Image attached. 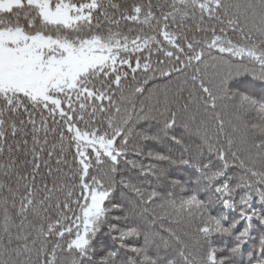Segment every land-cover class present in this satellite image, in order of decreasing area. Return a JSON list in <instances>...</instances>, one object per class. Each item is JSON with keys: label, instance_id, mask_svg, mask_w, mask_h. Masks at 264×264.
<instances>
[{"label": "trees", "instance_id": "1", "mask_svg": "<svg viewBox=\"0 0 264 264\" xmlns=\"http://www.w3.org/2000/svg\"><path fill=\"white\" fill-rule=\"evenodd\" d=\"M60 1L84 17L24 2L0 27L115 58L59 109L0 88V264H264V0ZM85 188L105 196L76 247Z\"/></svg>", "mask_w": 264, "mask_h": 264}, {"label": "rangeland", "instance_id": "2", "mask_svg": "<svg viewBox=\"0 0 264 264\" xmlns=\"http://www.w3.org/2000/svg\"><path fill=\"white\" fill-rule=\"evenodd\" d=\"M24 2L36 6L42 18L51 23L71 25L84 17L77 5L60 0H0V9ZM114 58L112 47L98 39L76 44L41 33L26 34L19 28L0 27V88L25 93L56 109L60 108V99L51 92L73 88L82 73ZM73 133L82 159L86 149L112 156L111 140L76 129ZM104 196L103 192L85 188L80 226L72 245L86 244L85 232L100 212Z\"/></svg>", "mask_w": 264, "mask_h": 264}]
</instances>
